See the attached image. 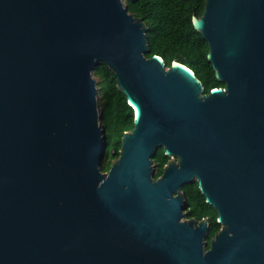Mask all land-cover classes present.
<instances>
[{"label": "water", "instance_id": "obj_1", "mask_svg": "<svg viewBox=\"0 0 264 264\" xmlns=\"http://www.w3.org/2000/svg\"><path fill=\"white\" fill-rule=\"evenodd\" d=\"M192 23L225 83L208 92L146 55L124 0H0V264H264V0H206ZM101 62L134 110L107 171ZM195 180L223 225L209 248L207 220L182 219Z\"/></svg>", "mask_w": 264, "mask_h": 264}, {"label": "trees", "instance_id": "obj_2", "mask_svg": "<svg viewBox=\"0 0 264 264\" xmlns=\"http://www.w3.org/2000/svg\"><path fill=\"white\" fill-rule=\"evenodd\" d=\"M129 12L141 17L148 26L147 42L149 57L158 54L170 65L179 61L191 68L208 92L213 87L224 86L218 80L208 59L209 44L202 33L195 29L192 18L202 15L206 0H124ZM100 96L107 148L101 170L107 171L120 154L122 136L134 127V110L126 95L117 86V77L111 68L101 62L93 69ZM155 176L163 172L170 160L164 148L159 147L153 156ZM196 190L199 188L196 186ZM207 203L202 195L193 207V214L201 218L208 214ZM214 230H211L212 234ZM209 247V245H207Z\"/></svg>", "mask_w": 264, "mask_h": 264}, {"label": "flooded vegetation", "instance_id": "obj_3", "mask_svg": "<svg viewBox=\"0 0 264 264\" xmlns=\"http://www.w3.org/2000/svg\"><path fill=\"white\" fill-rule=\"evenodd\" d=\"M155 177H158V176H155ZM196 186L199 188V184L197 180L193 182L185 183L181 185L180 187V191L182 193L184 204H185L183 207V213L185 214V216L182 219H185V220L194 219L197 223H199L202 219H206L207 226H208V233H207V236L205 237V240H208L209 242L208 245L210 247L211 240L215 238L217 232L220 231L223 225L218 220V212H217L215 205L211 202H207L205 199V196L200 191V188H199V191L196 190ZM177 194L178 192H175L174 196H176ZM200 195L204 197V200L207 203V209L209 213L201 218H197V216L193 214V207L195 206V203H197L198 196ZM211 230H214L212 234H210Z\"/></svg>", "mask_w": 264, "mask_h": 264}]
</instances>
